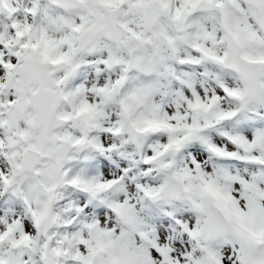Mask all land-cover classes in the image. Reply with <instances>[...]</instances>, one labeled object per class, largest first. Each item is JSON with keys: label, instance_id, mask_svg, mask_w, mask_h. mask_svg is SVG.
<instances>
[{"label": "snow or ice", "instance_id": "obj_1", "mask_svg": "<svg viewBox=\"0 0 264 264\" xmlns=\"http://www.w3.org/2000/svg\"><path fill=\"white\" fill-rule=\"evenodd\" d=\"M0 264H264V0H0Z\"/></svg>", "mask_w": 264, "mask_h": 264}]
</instances>
